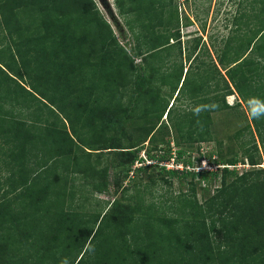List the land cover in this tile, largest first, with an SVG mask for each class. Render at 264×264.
Instances as JSON below:
<instances>
[{"label":"trees","instance_id":"1","mask_svg":"<svg viewBox=\"0 0 264 264\" xmlns=\"http://www.w3.org/2000/svg\"><path fill=\"white\" fill-rule=\"evenodd\" d=\"M113 2L133 53L95 0H0V264H264V116L251 115L264 108V16L253 36L234 46L228 39L207 63L200 36L182 42L173 0ZM235 92L250 125L228 137L240 158L222 162L249 169L191 172L205 186L218 179L202 201L190 181L164 208L141 196L120 212L116 200L105 212L75 203V174L91 192L106 187L93 152L79 160L83 128L89 150L108 152L167 132L178 158L183 146L215 139L212 114ZM187 166L161 168L185 176Z\"/></svg>","mask_w":264,"mask_h":264},{"label":"rangeland","instance_id":"2","mask_svg":"<svg viewBox=\"0 0 264 264\" xmlns=\"http://www.w3.org/2000/svg\"><path fill=\"white\" fill-rule=\"evenodd\" d=\"M95 3L100 13L110 23L117 40L133 53L134 40L124 18L118 15L113 0H95ZM172 5L178 17L182 42L185 41L186 43V41H189L188 45H191L193 44V38L200 36V43L204 42L207 45L206 49L208 48L210 52L208 50L203 51L202 47L200 52L202 54L199 59L207 63L211 59H215L214 49L221 52L228 39H231L230 43L234 46L235 44L239 45L237 42L242 37L245 40L253 36L258 17L264 16L256 0H173ZM133 16V14H129L128 18H133ZM258 41L263 44L262 38ZM252 51H254V47ZM250 56L255 57L254 52H251ZM135 62L140 64V58H136ZM197 62L196 60L192 65ZM188 64V60L183 61L185 67ZM222 73H224V70H222ZM226 101L231 105L229 108L212 114V134L215 139L195 143L192 148L183 146L184 152L178 158L174 144L171 142L166 145V140L169 137L167 132L160 133L157 131L151 143H148V141H145L144 145L140 143L133 151L108 152V149L89 150L86 141L90 140V136L86 132L87 129L83 128L85 140L80 142V149H77L79 160H82V156H85L84 151L93 152L90 155V159L98 160L99 163L97 165L99 166L97 168L102 170L104 177L102 181L106 183V187L102 190L91 192L88 187L80 186L82 181L81 174H75L77 178L74 188L75 203L83 205V209L87 212L96 210L105 212L111 202L116 200L118 202L116 212H120L128 211L135 197L141 196L147 202L152 201L156 205L163 207L172 203L178 193L187 191L190 181L195 183L196 196L199 201H202L219 185L218 179L211 176L208 182L209 186H205L206 184L203 183L206 182H202L200 176L193 175L191 172L215 170L219 166L234 168L235 166L222 162L234 156L238 158L241 156L238 142L229 141L228 137H231L237 130L250 125V117L245 105L242 102L236 105V93L226 96ZM186 103L187 100L184 104ZM27 112L28 110L25 109L24 113ZM105 113L108 120V109ZM58 122L60 123L61 121ZM103 133L106 136L105 138H108V130L103 131ZM95 134H100V132L96 130ZM109 135L117 134L116 131L111 130ZM132 140L136 141L138 137L133 136ZM219 140L224 141V144L221 145V150L217 143ZM229 144L230 148L228 150L226 146ZM147 151H149L150 155H148ZM95 152H98L99 155L96 156ZM133 156H136L137 159L130 166L127 161ZM258 162H260L257 165L258 167H264V156ZM162 165L165 166V169L180 170L181 168H176V165H182V168L185 165H189V172L185 176L165 174L162 172ZM0 166L5 168L3 165ZM138 168L141 170L137 171ZM249 168L248 164L242 165L240 163L235 167L238 174ZM1 172L7 174L5 171ZM104 221H108V214Z\"/></svg>","mask_w":264,"mask_h":264},{"label":"clouds","instance_id":"3","mask_svg":"<svg viewBox=\"0 0 264 264\" xmlns=\"http://www.w3.org/2000/svg\"><path fill=\"white\" fill-rule=\"evenodd\" d=\"M251 115L256 119L261 118V116H264V108L261 110L251 109Z\"/></svg>","mask_w":264,"mask_h":264},{"label":"built area","instance_id":"4","mask_svg":"<svg viewBox=\"0 0 264 264\" xmlns=\"http://www.w3.org/2000/svg\"><path fill=\"white\" fill-rule=\"evenodd\" d=\"M242 165H244V164H242ZM187 167L189 168V166H187ZM176 168H181L182 169V165H176Z\"/></svg>","mask_w":264,"mask_h":264},{"label":"crops","instance_id":"5","mask_svg":"<svg viewBox=\"0 0 264 264\" xmlns=\"http://www.w3.org/2000/svg\"><path fill=\"white\" fill-rule=\"evenodd\" d=\"M236 93V92H235ZM236 97H237V94H236Z\"/></svg>","mask_w":264,"mask_h":264}]
</instances>
